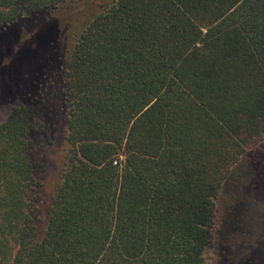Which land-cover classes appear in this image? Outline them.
<instances>
[{
  "label": "trees",
  "instance_id": "obj_1",
  "mask_svg": "<svg viewBox=\"0 0 264 264\" xmlns=\"http://www.w3.org/2000/svg\"><path fill=\"white\" fill-rule=\"evenodd\" d=\"M1 74L0 264H208L215 201L264 143V0H0Z\"/></svg>",
  "mask_w": 264,
  "mask_h": 264
},
{
  "label": "rangeland",
  "instance_id": "obj_2",
  "mask_svg": "<svg viewBox=\"0 0 264 264\" xmlns=\"http://www.w3.org/2000/svg\"><path fill=\"white\" fill-rule=\"evenodd\" d=\"M10 86L8 75L1 74L0 92L9 91ZM58 107L51 103L44 111L49 140L38 139L34 147L46 169L38 227L43 225L46 206L61 181L65 146ZM215 204V240L206 254L208 264H264V143L235 167Z\"/></svg>",
  "mask_w": 264,
  "mask_h": 264
}]
</instances>
